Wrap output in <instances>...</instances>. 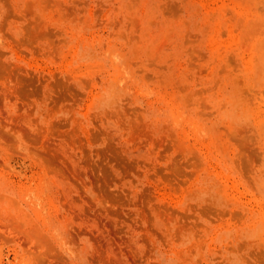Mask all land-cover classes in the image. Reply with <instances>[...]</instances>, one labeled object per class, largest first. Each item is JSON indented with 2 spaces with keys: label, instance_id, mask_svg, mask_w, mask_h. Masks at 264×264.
Returning <instances> with one entry per match:
<instances>
[{
  "label": "rangeland",
  "instance_id": "1",
  "mask_svg": "<svg viewBox=\"0 0 264 264\" xmlns=\"http://www.w3.org/2000/svg\"><path fill=\"white\" fill-rule=\"evenodd\" d=\"M0 264H264V0H0Z\"/></svg>",
  "mask_w": 264,
  "mask_h": 264
}]
</instances>
